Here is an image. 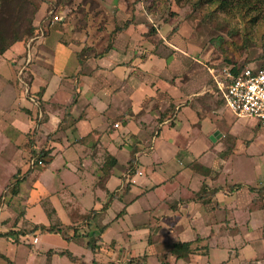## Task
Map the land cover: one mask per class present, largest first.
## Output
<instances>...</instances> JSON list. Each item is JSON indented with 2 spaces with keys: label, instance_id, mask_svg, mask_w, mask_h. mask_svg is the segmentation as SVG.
Instances as JSON below:
<instances>
[{
  "label": "crops",
  "instance_id": "0c3cea01",
  "mask_svg": "<svg viewBox=\"0 0 264 264\" xmlns=\"http://www.w3.org/2000/svg\"><path fill=\"white\" fill-rule=\"evenodd\" d=\"M136 27L86 53L62 29L0 53V203L15 199L0 204V227L13 219L15 229L57 228L60 243L39 246L37 235L25 264H131L143 255L148 264L154 254L172 264H264V182L238 177L264 152L254 151L263 138L196 70L189 75L194 64L184 74L175 54L185 51L163 41L153 53ZM30 150L48 152V164L31 165ZM61 174L74 184L54 187ZM40 201L43 215L32 218ZM183 242L198 250L177 257L171 250Z\"/></svg>",
  "mask_w": 264,
  "mask_h": 264
},
{
  "label": "rangeland",
  "instance_id": "374dc122",
  "mask_svg": "<svg viewBox=\"0 0 264 264\" xmlns=\"http://www.w3.org/2000/svg\"><path fill=\"white\" fill-rule=\"evenodd\" d=\"M34 1L36 4L29 6L26 11V14L30 15L32 9L36 8V13L32 17L34 33L29 34L28 30H31V25H28L26 18L23 19L21 22L23 27L17 30L20 35L19 39L13 44L17 43L27 47L30 36L37 34L35 33L37 27L48 29L51 36H56L58 29H62L65 30V36L68 39L75 43L85 44L82 53H86V45L89 49L105 47L114 39L116 32L128 28L131 24H136L138 26L136 29L144 36L142 39L144 42H141L150 46L153 53L158 54L157 51L163 41L176 46L180 51H185L186 55L178 51L175 54L179 62L184 64L182 65L184 74L185 69L189 71L188 65L194 64L189 75L196 70L198 77L202 78L203 88L206 85L210 86L216 94L221 96L222 100L223 97L215 78L224 77L225 70L231 68L233 64L255 67L263 62L260 54L264 51V0H224V2L223 0H62L69 6L62 3L55 7H49L47 3L58 0ZM42 7L45 9L43 16L41 15L44 11L38 12L39 9L42 10ZM54 14H60L62 21L51 22ZM37 16L40 17V22L36 23ZM10 21H13V17ZM99 33H106V35L102 37ZM86 38L89 43L86 42ZM170 58L166 60L170 61ZM215 93L213 95H216ZM244 119L240 121L245 122L251 134L259 133L264 140V129L258 125V120ZM254 146L257 148L254 149L257 153L264 149V143L259 141H256ZM245 167V170L238 172L240 179L249 181L248 183L252 186L264 182V152L254 155ZM62 178L74 184L73 177L61 174L56 177L54 187L58 188L62 185ZM69 192L71 194L72 189H69ZM35 194L38 197L43 196L42 190L39 189L34 190L33 196ZM98 195L102 196V193ZM8 200L14 203L15 199L10 196L9 199L4 198L1 203ZM83 201L86 203V199ZM43 206L40 201L36 208L29 211L30 216L34 214L32 218H37L43 215ZM114 208L116 209V206ZM19 213L17 218L20 217ZM99 219L98 217L96 221L99 222ZM11 226L9 230L0 227V264H25L24 257L28 250H32L33 238L37 235L40 236V242L37 243L39 246H44L43 243H60L59 235L48 229L41 230L29 226L28 228L20 226L21 228L15 229L18 224L17 220L13 219H11ZM12 228L15 234L8 235L7 232L12 231ZM84 232L86 233V230ZM79 234L81 236L82 233L79 232ZM154 247L156 245L153 244L152 249ZM163 247L169 249L171 245L165 244ZM73 248L78 254L84 250L83 247L77 245ZM173 250L174 248L171 251ZM52 254L53 252L50 256ZM82 256L84 258V255ZM60 263L69 264L68 258L64 257ZM128 263V261L120 263L113 261L111 264ZM172 263L170 258L165 260L163 255H150V260H148V264Z\"/></svg>",
  "mask_w": 264,
  "mask_h": 264
},
{
  "label": "built area",
  "instance_id": "2783aa9c",
  "mask_svg": "<svg viewBox=\"0 0 264 264\" xmlns=\"http://www.w3.org/2000/svg\"><path fill=\"white\" fill-rule=\"evenodd\" d=\"M51 22H60V14H54ZM46 28L40 27L38 33L28 41L31 42L44 37ZM37 42V41H36ZM28 62L31 56L28 55ZM25 66L19 67V74L22 76ZM218 89L223 97L227 108L237 117L254 118L258 120V125L264 129V67L246 66L238 73H234L231 68L225 70L222 78H215ZM43 159H31V165L43 164ZM35 243L38 237L33 240Z\"/></svg>",
  "mask_w": 264,
  "mask_h": 264
},
{
  "label": "trees",
  "instance_id": "16d2710c",
  "mask_svg": "<svg viewBox=\"0 0 264 264\" xmlns=\"http://www.w3.org/2000/svg\"><path fill=\"white\" fill-rule=\"evenodd\" d=\"M223 2H224V0H223ZM34 3L36 4V2L34 0L33 1L32 0H0V53H4L8 47H10L14 42H16L19 39L20 35L18 34L17 30L19 28H21V26H22L21 22L23 21V19L26 18V22L28 23V25H31L30 26L31 30H30L29 34L34 33V30L32 28V25H33L32 17H34V15L36 13V8L32 9V12L30 15L26 14L27 8L29 6L34 5ZM62 3H64V1L58 0L55 2L50 1L47 4H49V7H55V6L61 5ZM64 4H65V6H69V4L66 2ZM12 17H13V21H10V19H12ZM117 30H119V28ZM260 57L263 58V62H262V64H259V66L264 67V51L260 54ZM246 66L247 65H245V64H240V65L233 64V66L231 67V70L234 73H238L242 69H244ZM36 134H37V127H36V125H34L33 129L27 134L28 146H32V144L35 142ZM30 155L32 158L43 159L44 165L48 164L49 159H50V155L48 154V152H41L38 154L35 151L30 150ZM31 172L32 171L30 169L27 172L26 176L31 174ZM21 179L23 181L25 179V177H23ZM242 186H243L242 184H237L235 186V188H240ZM249 188L251 190L258 189V188H254L252 186H249ZM105 228H106V226L103 229H105ZM48 231L56 232L57 229L55 227H49ZM95 242H97V240H95ZM95 242L89 241L88 247L91 249H94L95 248ZM195 250H198V248L192 247L191 242H183V243H179V244L175 245L173 253H175L177 255V257L188 256V255H190V253H192V251H195ZM52 252L54 253V251H49L48 252L49 255ZM59 253L63 254V255L66 254L71 259L76 260V257L68 250L67 251L64 250V251H61ZM132 260H131V264H134V263L143 264V262H145L147 260V256L143 255L140 257V260L135 261V262Z\"/></svg>",
  "mask_w": 264,
  "mask_h": 264
}]
</instances>
